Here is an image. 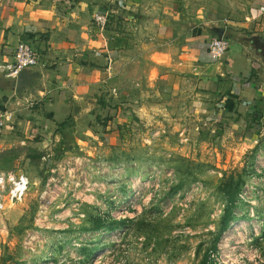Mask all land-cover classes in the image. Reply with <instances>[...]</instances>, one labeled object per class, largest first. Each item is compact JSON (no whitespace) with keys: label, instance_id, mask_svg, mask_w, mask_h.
<instances>
[{"label":"rangeland","instance_id":"1","mask_svg":"<svg viewBox=\"0 0 264 264\" xmlns=\"http://www.w3.org/2000/svg\"><path fill=\"white\" fill-rule=\"evenodd\" d=\"M235 1L93 0L121 45L112 55L123 57L115 88L124 94L93 111L80 144L0 143V173L30 181L22 202L6 197L0 264H264V123L211 122L193 110L191 79L167 93L139 87L150 69L141 41H163L167 28L170 40L215 27L243 32ZM237 184L235 221L221 233Z\"/></svg>","mask_w":264,"mask_h":264},{"label":"crops","instance_id":"2","mask_svg":"<svg viewBox=\"0 0 264 264\" xmlns=\"http://www.w3.org/2000/svg\"><path fill=\"white\" fill-rule=\"evenodd\" d=\"M98 4L93 0H0V122L4 124L0 143L13 146L27 141L36 149L50 140L70 147L80 144L90 133L93 111L103 112L102 102L122 92L115 85L123 76V57L112 55L121 45L117 36L111 39L105 27L93 22L94 14L102 12ZM233 4L241 7L247 29L234 33L222 28L231 45L222 58L208 50L210 39L216 37L209 29L180 39L173 36V40L168 28L161 29L163 41L140 42L146 69H150L142 75L139 87L149 85L167 93L191 79L196 85L193 110L211 122L241 128L248 118L264 123V50H255L250 40L254 36L264 39V0ZM133 15L136 21L140 19ZM143 15L153 19L151 14ZM22 42L31 44L45 64L43 88L31 95L29 103L16 94L17 76L10 70ZM154 74L159 83L152 81ZM33 105L38 107L30 109ZM22 116L35 120H22ZM72 119L73 126L58 129ZM38 136V143L29 142Z\"/></svg>","mask_w":264,"mask_h":264},{"label":"built area","instance_id":"3","mask_svg":"<svg viewBox=\"0 0 264 264\" xmlns=\"http://www.w3.org/2000/svg\"><path fill=\"white\" fill-rule=\"evenodd\" d=\"M264 13V7L261 8ZM93 21L98 27L104 28L108 22V16L103 12H96ZM230 41L223 36L222 38L213 37L208 43L209 52L217 59L222 58L230 49ZM45 67L39 52L29 43H20L15 51V62L10 67L11 74H18L27 67ZM0 122V127L3 126ZM30 181L23 173H0V214L7 208L6 197L11 206L22 202L29 190Z\"/></svg>","mask_w":264,"mask_h":264},{"label":"water","instance_id":"4","mask_svg":"<svg viewBox=\"0 0 264 264\" xmlns=\"http://www.w3.org/2000/svg\"><path fill=\"white\" fill-rule=\"evenodd\" d=\"M211 31L218 38L224 36V30L222 28H212ZM241 40H249V38L242 37ZM252 40V46L255 50L263 52L264 39L261 36H254L250 38ZM42 67L33 66L24 68L17 76L16 94L19 98L23 99L26 103H29L32 99V94L42 89V80L44 75L42 73ZM27 94V95H25Z\"/></svg>","mask_w":264,"mask_h":264},{"label":"trees","instance_id":"5","mask_svg":"<svg viewBox=\"0 0 264 264\" xmlns=\"http://www.w3.org/2000/svg\"><path fill=\"white\" fill-rule=\"evenodd\" d=\"M102 105H104V102H102ZM69 121L67 120L66 122L62 123L61 125H59V130H64L65 128L69 127ZM239 184H237V188L236 189H229L227 190V201H228V205L225 209V215L223 217L222 220V229H221V233L226 232L231 223L235 221V216L233 214V205L236 202V200L238 199V192H239ZM102 227V224L99 223L96 227L95 230H98ZM204 264H207V261L204 262Z\"/></svg>","mask_w":264,"mask_h":264},{"label":"bare ground","instance_id":"6","mask_svg":"<svg viewBox=\"0 0 264 264\" xmlns=\"http://www.w3.org/2000/svg\"><path fill=\"white\" fill-rule=\"evenodd\" d=\"M226 242H227V241H226ZM226 242H225V243H226ZM221 244H223V243H221ZM227 245H228V244H227ZM227 245H226V247H227ZM221 247H222V246H221ZM223 249H224V247H223ZM224 251H227V252H228V250H224ZM225 258H227V257H225Z\"/></svg>","mask_w":264,"mask_h":264}]
</instances>
